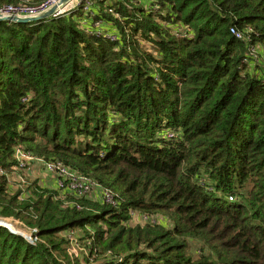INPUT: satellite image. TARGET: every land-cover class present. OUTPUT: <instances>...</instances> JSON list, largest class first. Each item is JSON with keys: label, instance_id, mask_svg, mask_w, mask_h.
<instances>
[{"label": "trees", "instance_id": "obj_1", "mask_svg": "<svg viewBox=\"0 0 264 264\" xmlns=\"http://www.w3.org/2000/svg\"><path fill=\"white\" fill-rule=\"evenodd\" d=\"M17 148L116 206L47 187L12 195ZM1 170L0 217L47 246L0 227V264H59L58 234L76 230L104 264H264V0H91L0 23Z\"/></svg>", "mask_w": 264, "mask_h": 264}, {"label": "rangeland", "instance_id": "obj_2", "mask_svg": "<svg viewBox=\"0 0 264 264\" xmlns=\"http://www.w3.org/2000/svg\"><path fill=\"white\" fill-rule=\"evenodd\" d=\"M253 59L259 60L256 53L252 54ZM261 60V59H260ZM18 150V148H17ZM27 153V152H25ZM26 158L17 159L18 164L14 167L11 174L6 175L9 179L10 193L13 195L21 191L22 197L26 194L33 195V193H39L40 188L47 189H57V175L55 173L49 172L47 170L50 163L53 164H62L60 162H50L46 163L44 160L39 159L31 154H26ZM16 157V155H15ZM30 157V158H28ZM16 159V158H15ZM0 174H4L3 171H0ZM99 189L94 187L92 192L87 196L91 199H98ZM26 197V196H25ZM24 197V198H25ZM132 221L134 224H147V222H152L148 217L136 215L132 213ZM0 227L6 229V231L13 235L22 237L31 247H38L40 245L47 246L43 239L38 236V233L34 227H30L26 222L18 218H1L0 217ZM60 239L64 237L67 241L66 244H63L60 247L62 252H56L54 254L55 260L59 264H104L107 259L103 258L98 260L92 258L89 254L88 247L91 242L84 239L83 232L81 230H76L70 234L60 233L58 234ZM191 250L195 253L199 250L200 245L198 243L191 244ZM87 258H90L89 262Z\"/></svg>", "mask_w": 264, "mask_h": 264}, {"label": "built area", "instance_id": "obj_3", "mask_svg": "<svg viewBox=\"0 0 264 264\" xmlns=\"http://www.w3.org/2000/svg\"><path fill=\"white\" fill-rule=\"evenodd\" d=\"M62 1L63 0H46L38 7H32L29 5L27 6L26 4L1 7L0 16L7 18L10 16L19 18L36 17L45 13L51 8L57 7L58 9L53 18H60L64 17V15L77 12L80 8H82V6H85V10H88V8L91 6V0H69L64 4V6H61L60 3ZM231 32L236 36L237 39H243L242 34L236 32L235 29H231ZM26 154L30 153H25L21 149H18L15 152V158L16 160L26 158ZM47 170L57 175V189L62 190L63 192L68 191L72 194H76L80 198H84L92 192L94 187L98 188V185L92 179L77 174L69 168L67 169L63 164L50 163V165L47 167ZM100 195L104 203L110 206H116L115 197L109 191H100Z\"/></svg>", "mask_w": 264, "mask_h": 264}, {"label": "water", "instance_id": "obj_4", "mask_svg": "<svg viewBox=\"0 0 264 264\" xmlns=\"http://www.w3.org/2000/svg\"><path fill=\"white\" fill-rule=\"evenodd\" d=\"M69 0H63L60 4L61 6H64V4L66 2H68ZM57 7L51 8L50 10L46 11L43 14H40L36 17H28V18H19V17H14V16H10V17H1L0 16V23H4V22H15V23H21V24H28V23H33V22H38V21H43L49 18H53L54 14L57 11Z\"/></svg>", "mask_w": 264, "mask_h": 264}]
</instances>
